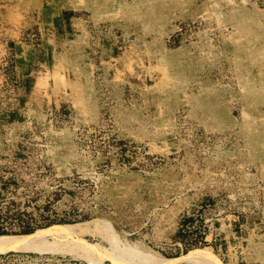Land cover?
<instances>
[{"label": "rangeland", "instance_id": "1", "mask_svg": "<svg viewBox=\"0 0 264 264\" xmlns=\"http://www.w3.org/2000/svg\"><path fill=\"white\" fill-rule=\"evenodd\" d=\"M58 224L0 264H264V0H0V235Z\"/></svg>", "mask_w": 264, "mask_h": 264}, {"label": "bare ground", "instance_id": "2", "mask_svg": "<svg viewBox=\"0 0 264 264\" xmlns=\"http://www.w3.org/2000/svg\"><path fill=\"white\" fill-rule=\"evenodd\" d=\"M80 223H83V222H80ZM84 224V223H83ZM96 224V223H95ZM99 225V224H98ZM86 226V225H85ZM76 227V226H75ZM80 227V226H79ZM94 227V226H93ZM82 229H85L82 228ZM88 229V228H86ZM81 230V229H80ZM109 231L108 229H106V232ZM74 232H77L76 229L72 226V225H69V224H58V225H55V226H52L50 228H47V229H43V230H40L38 232H31V233H28V234H23V235H0V250H10V249H14V248H22V247H37V246H42L41 248L43 249H47L46 247L48 245H51L52 243L53 244H56L57 242H52V239L51 241H44V236L47 235V233H53V234H64L65 236L67 235H72ZM103 232V231H102ZM105 232V230H104ZM79 233V232H78ZM81 233V232H80ZM109 233V232H108ZM76 234V233H74ZM106 234V233H105ZM109 236V234H108ZM115 236V235H114ZM111 237V236H110ZM113 237V236H112ZM81 240V239H80ZM114 240V238H113ZM54 241V240H53ZM47 242V243H45ZM59 242V241H58ZM43 243V245H42ZM92 243V242H91ZM86 245H88V247H84V248H89L90 245V242L89 243H85ZM58 245V244H57ZM50 247V246H48ZM93 247V246H91ZM54 248V247H53ZM56 249V248H55ZM54 249V250H55ZM59 249V248H57ZM56 249V250H57ZM133 249V248H132ZM38 250V249H37ZM53 250V251H54ZM136 249H134L135 251ZM73 251V250H72ZM138 250L135 251V253L137 252ZM134 253V254H135ZM136 255V258L138 263H141V264H164V263H167L169 260L168 259H163L159 256H154L153 254H151L149 251H139V254L137 253ZM97 256V255H96ZM188 257H195L196 259H199V258H205L207 256V254L205 253H202V252H193L189 255H187ZM94 257V256H93ZM209 257V256H208ZM207 257V258H208ZM135 258V257H134ZM194 258V259H195ZM96 259V258H95ZM190 259H193V258H190ZM197 262V261H196ZM170 263V262H169Z\"/></svg>", "mask_w": 264, "mask_h": 264}]
</instances>
